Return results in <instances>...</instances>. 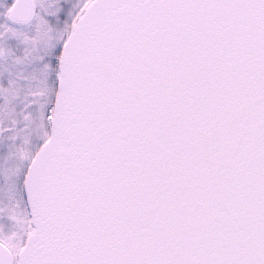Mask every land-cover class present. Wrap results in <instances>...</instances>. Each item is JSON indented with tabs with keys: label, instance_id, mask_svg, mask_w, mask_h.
I'll return each instance as SVG.
<instances>
[{
	"label": "snow or ice",
	"instance_id": "6c2138e0",
	"mask_svg": "<svg viewBox=\"0 0 264 264\" xmlns=\"http://www.w3.org/2000/svg\"><path fill=\"white\" fill-rule=\"evenodd\" d=\"M0 264H264V0H0Z\"/></svg>",
	"mask_w": 264,
	"mask_h": 264
},
{
	"label": "rangeland",
	"instance_id": "374dc122",
	"mask_svg": "<svg viewBox=\"0 0 264 264\" xmlns=\"http://www.w3.org/2000/svg\"><path fill=\"white\" fill-rule=\"evenodd\" d=\"M27 147H25V151H27ZM13 208L15 210V216L20 218V222L22 224L23 221L27 220V216H28V211L27 209L24 207V202L22 199L17 200L14 204H13ZM15 235V233H14Z\"/></svg>",
	"mask_w": 264,
	"mask_h": 264
}]
</instances>
